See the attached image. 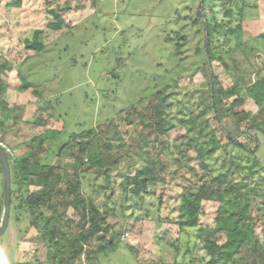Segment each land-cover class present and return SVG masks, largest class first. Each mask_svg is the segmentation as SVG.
<instances>
[{
	"label": "rangeland",
	"instance_id": "obj_1",
	"mask_svg": "<svg viewBox=\"0 0 264 264\" xmlns=\"http://www.w3.org/2000/svg\"><path fill=\"white\" fill-rule=\"evenodd\" d=\"M20 1L21 6L16 8L8 5L10 0H0V63L7 61L12 66V71L2 76L7 88L3 95L6 109L2 112L0 107V120L1 114L22 108L20 120L5 122L4 144L7 147L22 144L46 129L63 128L64 134L79 133L112 117L113 126L108 130V136L116 137L112 144L116 156L121 158L112 173L113 192L107 201L111 212L106 216L110 233L105 241L114 236V242L118 238L120 244L115 251L100 255V264L182 263L181 253L185 248L176 254L171 247L179 235L177 226L164 219L157 224L160 217L177 218L176 206L164 185L188 189L196 185V179L209 181L220 172L223 156L218 152L214 160L207 162L210 171L201 169L180 119L188 113L190 106L196 112L208 106L211 74L218 83L216 87L220 86L224 92L232 91L235 83L244 86V81H254L264 75V40L261 38L264 34V0L249 2L257 8L254 12L246 11V18L241 23L240 38L244 47L237 48L232 42L226 54L206 67L203 65L204 19L202 14L201 17L196 15L201 0ZM231 2L207 0L203 5L207 19L216 15L219 22L230 21L225 14ZM65 4L70 7L65 25L60 31L49 29L52 20L47 10ZM237 24L238 21L233 26ZM35 31L41 32L38 39L42 49L39 51L28 49L25 44ZM220 39L219 44L224 41V36ZM19 76L30 83L29 89L20 87ZM166 85L170 87L167 93L172 95L164 117L168 120L167 131L158 134L153 126H146L149 123L146 115L150 111L146 108L154 102L148 98ZM132 106H136L135 113L129 108ZM227 107L224 104V109ZM245 109L255 114L258 107L248 97ZM138 111L146 114L144 118H140ZM38 118L47 119V125L37 124ZM223 124L234 137H240L249 145L247 149L254 152L253 157L261 165L260 172L250 177L248 183L251 186L261 183L258 178L264 177V133L249 126V134L240 135L241 130L232 117H224ZM211 127L215 128L220 144L226 146L224 157L232 158L234 167L240 164L241 170L236 177L248 175L247 166L254 161L252 156L227 144L214 123ZM261 129L264 130V124ZM145 134L147 138H144ZM54 142V139L49 141L46 147H51ZM137 147L142 156L128 152ZM148 157L152 166L154 161L157 163L155 174L164 183L150 182L141 204L136 205L129 198L121 209V179L117 173L134 175L136 169L144 167ZM51 162L67 166L72 160L63 156L53 157ZM93 172L90 169L86 175L89 177ZM1 181L0 174V197ZM259 206H262L261 210H258ZM263 208L264 198L251 196L250 209L261 212ZM202 209L201 221L211 224L218 203L205 201ZM17 214L12 206V226L7 228L1 243H5L12 253L19 248L18 253L24 261L44 260L46 244L30 228L27 211L19 212V222L14 221ZM69 215L72 216V212ZM255 234L263 242L260 225ZM105 244L93 242L91 249ZM192 257H204V252L199 247L193 248Z\"/></svg>",
	"mask_w": 264,
	"mask_h": 264
},
{
	"label": "trees",
	"instance_id": "obj_2",
	"mask_svg": "<svg viewBox=\"0 0 264 264\" xmlns=\"http://www.w3.org/2000/svg\"><path fill=\"white\" fill-rule=\"evenodd\" d=\"M206 1L201 2V14L204 19L202 26L205 32L203 47L205 67L226 54L227 48L231 49L232 42L237 48L244 47L240 38L241 23L246 18V11L254 12L257 8L255 4L249 3L255 0H231L233 3L227 6L225 14L230 21L219 22L216 15H213L210 20L207 19L208 14L205 13L203 6ZM8 5L19 8L21 1L10 0ZM47 12L52 20L48 28L60 31L65 25L70 7L65 4L48 9ZM211 12L215 13L213 9ZM236 21L238 24L233 26ZM40 34V31H35L32 39L25 41L28 49L34 51L42 49L38 39ZM221 35L224 36V41L219 44ZM261 38L264 40V34ZM11 71L12 66L7 61L0 63L2 112L6 109L3 95L7 88L2 76ZM210 77L208 106L197 112L190 106L188 113H185L180 120L186 127L188 144L192 145L196 157L200 160V168L205 172L210 171L207 162L214 160L216 154L220 152L223 156L220 172L209 181L203 178L196 179V185L188 189L172 188L170 184L164 185L169 193V199H172L173 206H176L174 208L177 218L160 217L157 219V224L165 220L177 226L179 235L171 247L176 254L181 252L182 247L185 248V252L181 253L183 261L180 264L185 262L190 264H264V208L261 212L258 210H261L262 206H259L258 210L250 209L251 196L264 198V177L258 178L261 183L257 182L254 186L248 183L250 177L260 172L261 165L253 157L254 152L247 149L249 145L242 142L240 137H234L227 125L223 124L224 117H232L241 130L240 135L245 136L249 134L247 132L249 126L262 130L264 75L257 77L254 81H244V86L235 83L230 92H224L220 86L216 87L218 83L215 77L212 74ZM19 78L20 87L23 90L31 87L23 77L19 76ZM169 89L170 87L166 85L148 98H152L154 102L146 108V110L150 109L147 115L138 111L140 118H144L145 115L149 118L146 126H153L158 134H164L167 131L165 127L168 120L164 117L167 116L166 112L170 108L168 101L172 97L170 92L167 93ZM248 97L258 107L255 114L245 109ZM224 104L228 105V111L224 109ZM129 108L133 113L136 112V106ZM21 112L22 108H14L1 114L0 120V144L7 155L11 172L10 210L13 206L18 213L14 219L17 222H19V212L22 209L27 211L30 218L29 226L46 244L47 252L42 261L35 259L17 264H100V255L115 251L120 244L118 238L114 242V236L105 241L110 233L106 216L108 212H111L107 201L110 200L113 192L112 173L121 158L116 156L112 144L116 137L108 136V130L113 126L112 117L95 128L79 133L64 134L63 128L61 130L46 129L29 141L7 147L3 142L7 133L5 122L20 120ZM207 114H210V117H207ZM35 122L46 126L48 120L38 118ZM211 122L227 139V144L252 156L254 161L247 166L248 175L236 177L241 170L240 164L234 167L236 164L232 158L224 157L226 146L220 144L215 128L211 127ZM137 124L142 123L137 122ZM144 138H147L146 134ZM53 139L54 144L46 147V144ZM144 143L147 144L146 141ZM139 150V147L130 148L128 152H136V155L142 156ZM63 156L71 159L72 163L62 166L51 162L53 157ZM150 159L148 157L144 167L136 169L132 176L117 173L116 176L121 179L119 184L122 198L120 199L121 209L125 207V202L129 198L134 200L136 205L141 204L143 194L150 182L164 183V180L157 178L155 174L154 168L157 163L154 161L152 166ZM90 169L94 172L88 177L86 174ZM0 174L2 175L1 167ZM2 198L3 191L0 197V217L3 209ZM205 201L218 203V209L209 225L201 221L204 214L202 203ZM69 212H72V216ZM258 225L262 227L263 242H260L255 234ZM93 242L99 244L106 242V246L92 250ZM197 244L200 245L197 246ZM196 247L204 252V257L199 259L192 257V250Z\"/></svg>",
	"mask_w": 264,
	"mask_h": 264
},
{
	"label": "water",
	"instance_id": "obj_3",
	"mask_svg": "<svg viewBox=\"0 0 264 264\" xmlns=\"http://www.w3.org/2000/svg\"><path fill=\"white\" fill-rule=\"evenodd\" d=\"M198 6L196 15L201 17V2ZM264 133L263 130H260ZM0 167L2 169V216L0 219V238L5 234L10 220V206H11V172L10 164L3 147L0 144ZM1 264V263H0Z\"/></svg>",
	"mask_w": 264,
	"mask_h": 264
},
{
	"label": "crops",
	"instance_id": "obj_4",
	"mask_svg": "<svg viewBox=\"0 0 264 264\" xmlns=\"http://www.w3.org/2000/svg\"><path fill=\"white\" fill-rule=\"evenodd\" d=\"M10 226H12V225H11L10 220H9L8 227L11 228ZM1 242H2V237L0 238V250H1V252H2V254L4 256V259H5L2 262L3 264H17V263H20V262L24 261L20 257V253H18L19 252V248L16 249V251L14 253H12V252H10L9 247L5 243L3 245Z\"/></svg>",
	"mask_w": 264,
	"mask_h": 264
},
{
	"label": "bare ground",
	"instance_id": "obj_5",
	"mask_svg": "<svg viewBox=\"0 0 264 264\" xmlns=\"http://www.w3.org/2000/svg\"><path fill=\"white\" fill-rule=\"evenodd\" d=\"M5 259L3 258V255L0 253V263H2ZM3 264V263H2Z\"/></svg>",
	"mask_w": 264,
	"mask_h": 264
},
{
	"label": "built area",
	"instance_id": "obj_6",
	"mask_svg": "<svg viewBox=\"0 0 264 264\" xmlns=\"http://www.w3.org/2000/svg\"><path fill=\"white\" fill-rule=\"evenodd\" d=\"M0 219H1V217H0Z\"/></svg>",
	"mask_w": 264,
	"mask_h": 264
}]
</instances>
